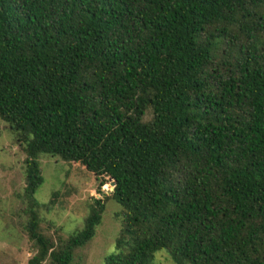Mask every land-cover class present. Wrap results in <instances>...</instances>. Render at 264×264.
I'll use <instances>...</instances> for the list:
<instances>
[{"label": "trees", "instance_id": "16d2710c", "mask_svg": "<svg viewBox=\"0 0 264 264\" xmlns=\"http://www.w3.org/2000/svg\"><path fill=\"white\" fill-rule=\"evenodd\" d=\"M0 120L22 146L25 264H77L108 199L103 264H264V0H0ZM104 150L121 178L51 257L37 158Z\"/></svg>", "mask_w": 264, "mask_h": 264}, {"label": "rangeland", "instance_id": "374dc122", "mask_svg": "<svg viewBox=\"0 0 264 264\" xmlns=\"http://www.w3.org/2000/svg\"><path fill=\"white\" fill-rule=\"evenodd\" d=\"M41 181L35 193L42 227L51 225L58 232L51 257L63 248L61 238L79 230L90 197L97 185L118 181L122 167L108 150L86 163H65L57 156L40 154L37 158ZM24 185L23 152L7 123L0 120V264H25L32 253L20 226L24 221L18 195ZM64 198L68 200L64 201ZM48 208V209H47ZM118 205L108 199L92 238L74 252L77 264H103V256L112 250L119 227ZM149 264H173L164 252H157Z\"/></svg>", "mask_w": 264, "mask_h": 264}]
</instances>
